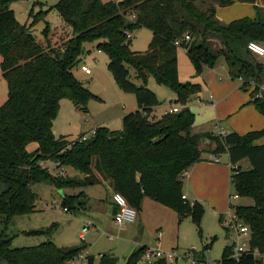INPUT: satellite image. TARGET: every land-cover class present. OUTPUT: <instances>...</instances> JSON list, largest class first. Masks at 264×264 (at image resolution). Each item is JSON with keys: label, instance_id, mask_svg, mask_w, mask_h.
Wrapping results in <instances>:
<instances>
[{"label": "trees", "instance_id": "obj_1", "mask_svg": "<svg viewBox=\"0 0 264 264\" xmlns=\"http://www.w3.org/2000/svg\"><path fill=\"white\" fill-rule=\"evenodd\" d=\"M18 0H0V69L7 82V99L0 106V179L6 188L0 194V258L5 264H69L86 249L58 246L51 239L29 247L12 248L7 233L12 217L37 211L38 195L32 186L46 183L57 189L84 188L108 181L113 192L121 193L139 212L145 197L178 214L179 220L190 218L201 233L200 223L205 209L202 203L183 199L184 173L201 160L200 143L212 141L214 153H227L232 166L230 182L238 197L253 200L252 205H235L237 216L251 229V254L238 261L230 257L227 245L220 264H264V144L255 142L264 136V128L239 134L192 133L195 113L189 108L190 98L199 93L198 83L179 79L177 51H186L196 75L213 68L220 57L233 80L242 79L240 89L249 91L252 83L264 80V62L252 54L247 44L264 45V8L257 0H58L43 10H29L30 22L20 23L10 5ZM234 1L250 3L254 17H242L229 23L216 16L215 4ZM56 10L72 33L61 47L48 41L49 26L43 29L47 41L37 42L33 26ZM140 28L152 32L147 50L133 51L127 34ZM188 35L190 38L185 39ZM220 47L216 48L215 42ZM96 42V48L107 54L108 70L117 86L134 95L138 109L123 116L122 130L99 126L83 139L56 137L53 121L60 101L70 100L80 111L88 112L90 100H100L74 75L83 57V44ZM176 42H179L177 44ZM130 68L143 84L130 81ZM169 87L175 94L177 112H166L159 119L151 117L152 108L161 104L155 92L146 86L149 76ZM264 115V102L249 101ZM36 142L30 152L27 146ZM248 160L243 168L238 163ZM45 161L71 167L75 176H57L44 167ZM81 175V176H80ZM84 192L64 194L62 207L68 212L84 208ZM53 226L27 234L50 235ZM212 244V242H211ZM211 244L204 245V256ZM147 247H140L124 264H139ZM86 264L94 257L87 256ZM99 264H119L111 253L99 257ZM148 264H166L157 259Z\"/></svg>", "mask_w": 264, "mask_h": 264}, {"label": "rangeland", "instance_id": "obj_2", "mask_svg": "<svg viewBox=\"0 0 264 264\" xmlns=\"http://www.w3.org/2000/svg\"><path fill=\"white\" fill-rule=\"evenodd\" d=\"M38 2H41L44 4L43 10H46L49 8V6L55 4L58 0H37ZM36 0H32L31 2L28 0H18L13 2L10 5V8L16 13V17L18 21L22 24L30 22L31 19H29V10L33 8L34 6V12H37L40 10V5L35 4ZM264 3V0H257V4L261 6V4ZM249 6H242V4H235L231 3L226 5L225 7H222L219 11L220 18L223 22L227 23L233 19L242 18L245 16L253 17L255 16V8L251 4H247ZM48 24L49 26V33H48V41L51 45H55L57 47H61L62 41L64 38H66L68 35L64 32H62L60 27H65L67 24L63 21L61 16L58 14L56 10H51L45 17L44 20H41L37 22L33 28L32 32L35 35L37 42L40 43L42 46H47V41L43 35V29ZM65 31L72 33L71 27L66 26ZM55 29V30H54ZM54 30L51 34V31ZM50 34V38H49ZM66 34V35H65ZM64 36V37H63ZM152 32L146 28H140L138 30H135L132 33L131 36V44L130 47L133 51L137 52H143L147 50L148 44L151 40ZM215 47H220L219 42H215ZM90 51V52H88ZM97 53L96 48V42H85L83 44V56H93ZM101 53V54H100ZM99 60L95 64V62H90V65L93 70V75L96 76V79L93 83L95 85H92V89L89 90L94 93V88L102 87L104 88L106 79L105 77L113 78L111 72L108 70V63L104 62V59H106L109 62V58L106 53L100 51ZM89 57V58H90ZM1 59V56H0ZM177 62H178V68H179V79L181 82H193L198 83L201 87V90L199 93L195 94L190 98V101L188 105H190L191 109L194 111L196 115L195 123L193 124L191 128V132H197V133H204V132H210L212 128V121H210L213 117V113L207 111V109L201 110L200 104H198L199 101H206V99L209 97L210 94H213L210 90V87L208 86V83L211 79L215 83H219V79L223 78L222 82L227 81V66L225 61L223 60V57H220L218 60V63L213 68H206L203 70V72L200 75H196L194 71V67L186 55L183 48L179 47L177 51ZM95 66V67H94ZM77 67L74 69V71H77ZM134 73V70L130 68V81H132L137 86H141L143 82L136 78ZM91 76V75H90ZM78 78L83 82L86 87L89 86V82H91V78L86 76L81 72V70L78 69ZM114 81V80H112ZM4 87L5 90H8L7 88V82L2 76V72L0 70V91L1 87ZM146 86L156 93V95L159 98V101L161 102V107L158 109L159 112L168 107L171 103V101L174 99L175 94L174 92L167 86L160 85L155 81V78L153 76H149L146 81ZM118 87V86H117ZM120 89V88H119ZM120 91H122L120 89ZM242 92H239L241 94L245 93L247 95L248 91H244L243 89L240 90ZM8 92V91H7ZM124 93V92H123ZM127 94V93H126ZM130 99L132 101H136L134 95L129 94ZM244 95V94H243ZM215 96V95H214ZM7 94L3 97V99L0 101V106L6 101ZM113 98H109L111 100ZM91 102H94L92 109H100L105 107L104 105L100 104V102H97L98 100H90ZM214 101L218 102V98L214 97ZM239 99L234 96L228 97L222 104L218 107L217 111L221 109V112L227 110H231V114L224 116L229 118L230 120H237L238 117L247 109L245 105H238ZM178 105V104H177ZM249 105H253L249 102ZM179 106V105H178ZM236 106V108L234 107ZM241 106V107H240ZM230 107H233L234 110L230 109ZM254 107V106H252ZM88 108V105H87ZM255 109V108H254ZM83 113H87L82 111ZM225 121V119H223ZM200 130H199V129ZM213 131H218L217 129H212ZM246 132V131H244ZM264 140V139H263ZM262 139L259 140V142L263 141ZM37 144L36 142H32ZM30 143V144H32ZM206 140H203L200 143L201 149L204 147H207ZM28 151L32 152L33 148L28 147ZM207 151H202L201 154L205 155L207 154ZM213 156H218L221 164L227 165L229 163V157L227 153H220L215 154L214 152L210 153ZM245 161V162H244ZM243 162V165H241L243 168H247L248 163L247 159H245ZM58 162H52V161H45L43 166L48 168V171L51 172L54 175H59V172L63 169L65 176H75L77 172L72 169L71 167L67 166H58ZM231 183V182H230ZM4 181L0 179V194L5 189ZM84 188H65L63 190L57 189L52 185L46 184V183H38L34 184L32 186V190L38 195L36 208L37 211L30 213V214H24V215H16L12 217V219L9 222L7 233L12 238L11 241V247L12 248H21V247H29V246H36L42 242H44L46 239H51L55 244H59L60 246H78L79 244H83V240L79 238V235L82 232V229L84 226H90L87 224V221L82 218V216L92 214L93 210H90L91 202H87L84 208H77L76 210H72L70 212H64L59 209L52 208V205L57 203L62 207V199L64 194H71L76 195V193L82 191ZM90 189V188H89ZM87 189V191H89ZM227 192V191H226ZM234 195L235 191L232 187L229 188L227 192V200L228 196ZM228 202V201H227ZM230 202L233 206L235 205H250L253 204V200L251 198H243V197H237L236 199H230ZM90 207V208H89ZM205 212L202 217L200 227H201V233L199 232L196 224L189 218L184 219L179 224H176L172 226L173 220L170 217L171 215H159V219L157 218L158 211H154L152 215L149 217L148 223L151 224V233L147 231H143L142 237H144L147 242H154L157 239V236L153 235V231L155 226H163V230H166L167 235L172 240L176 241V251L179 254L184 253L187 250H196L197 254L202 253L203 246L205 244H210L212 241L211 248L204 252V256L199 257V261L204 260L205 262L209 264L221 262L222 260V252L225 246L229 244V240L227 239L226 232L222 228L221 223L219 222L218 215L214 213L211 209L204 206ZM171 213L175 214L172 210H169ZM90 212V213H89ZM85 214V215H84ZM227 214V213H226ZM225 214V215H226ZM95 216V215H94ZM97 219H99V223L102 224V227L99 226H90L91 228H94V230H90L85 235V240L87 242L86 249L82 252L83 254H87L86 256H93L94 258L99 259V254H103L109 251V249L114 248V254L116 258L119 261V264H124L126 258L133 252V245L128 241H122V240H109V235H116L117 236V229L118 227H115L112 222L111 216L104 215L103 212L100 215L95 216ZM159 220V221H158ZM158 222V223H157ZM98 223V224H99ZM3 225L2 217H0V226ZM53 231L50 235H40V234H27V232H32L36 230H45L50 226H53ZM165 228V229H164ZM99 229V230H98ZM103 230L109 231L107 233V236L103 235ZM162 230V229H161ZM160 230L156 231L158 234ZM174 241V242H175ZM151 248V247H149ZM85 256V257H86ZM74 263V262H73ZM0 264H5V261L0 258ZM76 264V263H74ZM79 264V263H78Z\"/></svg>", "mask_w": 264, "mask_h": 264}, {"label": "crops", "instance_id": "obj_3", "mask_svg": "<svg viewBox=\"0 0 264 264\" xmlns=\"http://www.w3.org/2000/svg\"><path fill=\"white\" fill-rule=\"evenodd\" d=\"M28 1L31 2L32 0H28ZM228 1H233V0H228ZM233 3L242 4V6H246V7L249 6L247 4H250V3L238 2V1H234ZM225 6L226 5L221 6L218 3L215 4L216 16L221 22L223 21L220 18L219 11L222 7H225ZM261 7L264 8V3L261 4ZM245 17H249V16H245ZM66 26L60 27L59 30H61L62 32L66 33L69 36L71 33L65 31V28L67 29ZM54 30L51 31V34L55 32ZM68 36L64 38V40L67 39ZM49 38H50V34H49ZM99 53H100V50L97 49V53L91 57L89 56L90 58L84 55L82 57V61L80 65L85 64L90 68L93 67L90 65V62L94 61L96 64L97 61L99 60V55H98ZM0 62H1V59H0ZM104 62L108 63L106 59H104ZM80 65L77 67L79 70H81ZM78 69L77 71L76 70L74 71V75L81 83H83L78 78ZM81 72L85 74L82 70ZM85 75L89 77H93L91 78V82H89V86H87L91 90L92 85L93 86L95 85V83L93 82L95 81L96 76L95 75L92 76L93 70L91 74L89 75L85 74ZM105 79H106V83H105L104 88L98 87V88H94L95 90H93L94 94L100 98V100H98L97 102H100V104L105 106L103 108H100L97 110L94 108L92 109L94 102L89 101L88 112L85 114L82 111L78 110L70 100L62 99L60 101V108H59L56 118L53 121V126H52L53 133L56 137H65L68 140H74V139H77L80 135L86 136V135L92 134L94 130L99 126H107L108 128L112 130H122L123 116L129 112L136 111L138 109V105L136 101H132L130 99L129 94H126V93H123V91H120L119 87H117L116 82L112 81L114 79L109 78L108 76L105 77ZM221 79L223 80V78ZM221 79H219L220 81L219 83H215L213 79H211L208 83V86L210 87V90L212 91L213 94H210L209 97L206 99V101L198 102V104H200L201 110L207 109V111L213 113V117L210 120L212 121V128L209 133L218 134L220 131H223L225 133L235 131L239 134H245L250 131L263 129L264 128V115L258 112V110L255 108L254 105H252L254 107L249 105V101H250L249 92H247L248 93L247 95H245V93H243L244 95L239 93V92H242L240 91L241 90L240 81L233 80L232 78H230V76L228 75V72H227V81L222 82ZM7 91L8 90H5L3 86L1 87L0 101L7 94ZM234 95L237 97V99H239L238 105H241V106L245 105L248 107H246L247 109H245V111L241 113V115L238 117L237 120H230L229 118L224 117V116L230 115L232 113L231 110H227L226 108V111L221 112V109L218 111L217 109L222 104V102H224L228 97L234 96ZM214 97L218 98L219 103L214 101ZM109 98H113V99L109 100ZM175 99H176V94H175L174 99L171 101L170 105L160 112L158 109L161 107V105H158L152 108L151 117L154 119H159L163 114L168 112L171 105L176 104V103H173ZM188 106L191 109L190 105ZM234 107L236 108V106ZM230 109L234 110L233 107H230ZM195 119H196V115H195ZM223 119H225V121ZM214 128L217 129L218 131H213L212 129ZM193 133H197V132H193ZM204 133H208V132H204ZM260 139L263 140L264 136L261 137ZM260 139H258L255 143L264 144V140L259 142ZM205 146L207 147H204L201 150L207 151L208 153L205 155L201 154V160L193 164L184 173L183 195L186 197V199L189 202L193 203L195 201H198L202 203L203 206H206L209 209H211L214 213L218 215L219 222L222 225L223 216L226 213L231 212L232 210L230 207L233 206L230 202V199H232L230 198L231 195L229 194L228 200L226 197L229 188L232 187L230 183L232 166L230 164V161L227 165L221 164V161L217 155L213 156L210 154L214 152V148H215V145L212 141L206 140ZM28 147L29 148L32 147L34 151L38 147V144L32 143V144H29L27 148ZM215 158H217V161L214 160ZM244 160L240 161L238 165L240 166L243 165V163L245 162ZM246 164L249 166V163H246ZM4 188H6V184ZM87 189H89V191H87ZM82 191L85 194L83 197V202H85L86 206H88L86 204L87 202H91L92 208L90 207L89 208L90 210H93L92 214L89 212L90 214L88 215L84 214L85 216H82V218H84L87 221V224H89L92 227L94 226L97 227L99 225L102 227V224L98 222L99 221V219H97L98 217L96 218L95 216L100 215L103 212L104 215L109 214L112 218L113 225L115 227H118L117 236L114 234L113 235L108 234L107 236V233L109 231L103 230L102 232L103 235L104 236L106 235L109 240H113L117 238V240L119 241L120 240L128 241L133 245V249H132L133 251H135L136 249L140 247H147V248L151 247L154 249L158 248V249H162L165 251L177 248L176 241L169 238L166 230H163V226H155L154 228L153 235H155V237L157 236L156 241L147 242V240H145L144 237H142L143 231L145 232L148 230L151 233V228H150L151 224L148 223L149 221L148 219L155 210L158 211L159 213L157 214L156 219H159V215L170 214L171 215L170 217L173 220L172 226L179 224L181 221L186 219L184 218V219L179 220L178 214L172 209L166 206H163L149 199L148 197H145L142 202V208L139 212H137V216L135 220L129 223H124L122 225H119L114 221V213L117 210V205L114 203L112 199V194L114 192L108 181H104L101 184L84 187ZM76 194H78V192ZM169 210H172L175 214L171 213ZM90 226L87 229V231L83 234V238H81L82 232L79 235V238H81L84 241L83 242L84 244H87L86 240L84 239L85 235L90 230H94V228H91ZM222 228L224 229L223 226ZM158 230L160 231L157 234L156 231ZM56 245L60 246L58 243ZM205 245H209V244H205ZM113 251H114V248H112L111 246L109 251L106 253H111L115 256ZM101 255L102 254H99V257ZM98 262H99V259L94 258L93 264H99ZM69 264H74V263L70 262ZM79 264H84V263H79Z\"/></svg>", "mask_w": 264, "mask_h": 264}, {"label": "built area", "instance_id": "obj_4", "mask_svg": "<svg viewBox=\"0 0 264 264\" xmlns=\"http://www.w3.org/2000/svg\"><path fill=\"white\" fill-rule=\"evenodd\" d=\"M127 37H131V33L127 34ZM190 37L188 35L185 36V39L188 40ZM179 44V42H176ZM248 50L257 56L258 58L262 59L264 62V45L261 43H258L256 41H251L247 44ZM80 69L85 74H91L92 70L90 67H88L85 64L80 65ZM240 83L242 82V79H239ZM255 90V93L252 94V97L250 99H260L264 102V80L259 84L252 83L250 85L249 91ZM180 106L178 105H171L168 112L173 113L179 111ZM219 135L226 134L223 131H220L218 133ZM91 135V134H90ZM86 135L83 137L85 139L86 137L90 136ZM217 161V158L214 159ZM58 166L59 162L57 163ZM59 175L65 176L63 169L59 172ZM237 195H231L230 198L236 199ZM112 199L114 203L117 205V210L114 213V221L122 225L124 223H129L135 220L137 216V211L135 208L129 205L126 198L119 192H114L112 194ZM183 199H186V197L183 195ZM52 207L54 209H62L64 212H68L66 208L60 207L57 203L53 204ZM231 212L227 213L222 218V226L225 229L227 239L229 240L228 246L231 249L230 257L239 260L242 256L246 254H251L254 257H260V252L257 248L251 247L250 239H251V229L248 224L244 223L237 214L235 213L234 206H231ZM89 226H85L82 229L81 238H83V234L87 231ZM82 253L74 260L73 262L78 263H87V256ZM157 259H164L166 264H209L205 262L204 260L199 261V257L196 250H187L182 254H179L176 249L171 250H162V249H154V248H147L145 252L140 257V263L144 262L145 264L151 263L152 261H155ZM213 264H220V262L213 263Z\"/></svg>", "mask_w": 264, "mask_h": 264}, {"label": "water", "instance_id": "obj_5", "mask_svg": "<svg viewBox=\"0 0 264 264\" xmlns=\"http://www.w3.org/2000/svg\"><path fill=\"white\" fill-rule=\"evenodd\" d=\"M139 264H145L144 262H141V263H139Z\"/></svg>", "mask_w": 264, "mask_h": 264}]
</instances>
